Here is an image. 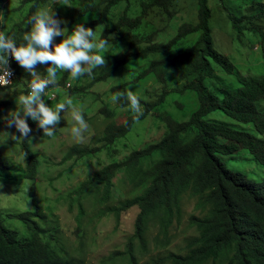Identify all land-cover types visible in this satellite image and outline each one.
<instances>
[{
  "label": "trees",
  "instance_id": "trees-1",
  "mask_svg": "<svg viewBox=\"0 0 264 264\" xmlns=\"http://www.w3.org/2000/svg\"><path fill=\"white\" fill-rule=\"evenodd\" d=\"M227 10L228 19L238 33L241 41L262 44L264 57V0H255L247 6L239 5L237 10L228 5L230 0H220ZM51 0H22L21 7L30 4L25 12L22 26L29 30L32 14L37 8ZM178 0H72L73 12L61 14V8L54 5L56 18L60 26L69 32L77 23L91 27L98 39L107 40L118 47L126 41L125 55L106 61L104 66H97V75L86 86H80L82 76L73 79L71 87L66 88L70 73L57 70V100L61 96L87 93L96 83L113 80L120 73L123 65L137 59L148 65L131 81L122 79L113 92L127 90L139 82L154 78L160 89L152 98L140 99L143 115L134 120V112L127 114L122 124L111 122L101 134L102 148H110L119 141H128V136L137 123L143 122L152 113L163 116L168 132L161 140L149 143L141 149H134L123 160H114L93 176L82 182L76 190L74 199L79 201V214L83 215L81 198L89 194L100 195L105 203L110 198L113 179L119 172H126L129 180L141 187L133 197L123 200L119 205L104 208L103 212L112 211L119 219L121 213L135 206L140 207L136 220V232L131 237L127 251L114 252L107 260L115 264L119 258L128 259L130 264H138L136 243L148 249L147 235L152 221H158L163 247L172 241L170 228L176 218L181 219L184 196L189 193L197 198L200 214L191 216L190 225L197 234L186 243L185 254L169 252L153 257L150 264H264V179L253 180L240 170L231 169L225 155H232L246 149L257 162L264 167V138L250 132L238 130L232 125L208 120L207 117L223 111L231 118L252 123L258 132L264 135V73L247 76L240 73L230 56L216 48L212 19L215 16L211 0H192V10L184 20L177 9ZM234 2V1H233ZM161 15L163 26L148 33L146 27L152 15ZM167 16V18L164 17ZM19 23V22H18ZM17 23V24H18ZM15 25V24H14ZM12 25L3 27V31L17 42H23L22 29L13 30ZM171 29L168 36L161 33ZM1 30V28H0ZM12 31V32H11ZM11 32V33H10ZM199 35L194 43L187 39ZM113 35V36H112ZM253 39L255 43H253ZM252 46V45H251ZM181 49L177 54L174 51ZM159 55L158 59L150 58ZM219 66L228 74L238 76L240 88L226 87L223 95L211 91L208 81L216 76ZM9 66L17 77L9 86H0V91L17 88L19 64L12 59ZM43 76H46L45 69ZM29 83V82H28ZM15 90L10 99L1 102V106L12 103L21 93H26L27 85ZM176 85V87H174ZM127 87V88H126ZM64 90H67L64 93ZM59 91L62 95H59ZM195 92L199 98V109L184 122L176 121L172 116L159 111L171 93L186 94ZM119 106H129L121 99ZM101 113L113 118L118 113L106 105ZM28 124L32 126L31 118ZM31 134V133H30ZM31 137V135H30ZM100 148L73 146L63 160L81 158L99 151ZM21 151L26 161L25 177L35 180L39 168V156L31 147V140L22 138ZM158 157L148 168H144L145 159ZM10 159L0 150V173L11 169ZM32 209L21 213H0V264H86L84 259L69 253L66 246L56 236L58 230L51 231L48 216L42 208L35 187L29 193ZM11 220L21 223L26 236L10 227ZM48 229V230H47ZM28 234V235H27Z\"/></svg>",
  "mask_w": 264,
  "mask_h": 264
},
{
  "label": "rangeland",
  "instance_id": "rangeland-1",
  "mask_svg": "<svg viewBox=\"0 0 264 264\" xmlns=\"http://www.w3.org/2000/svg\"><path fill=\"white\" fill-rule=\"evenodd\" d=\"M191 1L178 0L177 2V9L180 10L184 20L188 19V13L192 10ZM253 1L255 0H230L228 5L237 10L239 5L245 7ZM21 5H23L22 0H6L3 2L0 8V32H4L3 27L6 28L9 25H12V31L20 30L22 27H20L21 21H23L25 12L30 7L28 3L24 7H21ZM54 5L60 6L61 14H65L66 11L73 12L74 10L72 0H51L50 3L37 8V11L42 8L51 11ZM211 6L215 11L212 27L216 48L230 56L243 75L258 76L263 74L262 44L253 45L248 40L241 41L239 39L238 33L232 27V22L228 19V12L220 0H211ZM164 17L167 18L166 15ZM149 21L154 25L149 24V27L145 28L148 33L151 29L157 31L159 27L164 25L161 22V15L153 14ZM22 29L25 32L26 26L24 25ZM170 32L171 29L168 28L161 34L166 37ZM198 37L197 34L191 35L187 39V44L194 43ZM62 38V36L56 37L55 42L59 43ZM252 42L255 43V40L253 39ZM126 45L123 42L115 47L108 42L105 49L99 54L104 56L106 61L114 60L116 57L121 58L125 54ZM150 57L158 59L159 55H151ZM147 65L148 62L142 59L131 62L126 65V68L120 69V73L115 75L113 80L96 83L87 93H77L72 97H68L67 95L61 96L62 92L59 91L60 99L45 100V103L55 108L56 104L64 101L65 98H71L73 106L84 116L88 127L83 132L82 139L75 138L71 133V128L75 122L71 118L70 110L62 111L61 120L55 129V135L47 137L43 136L42 129H39L37 123L32 120L31 147L39 156V168L35 180H29L25 177L26 161L21 151L22 137L16 140L10 137L7 138V132L14 133L16 136L20 134L14 127L8 128L6 123L0 120V150L10 159V164H12L8 172L0 173V213H21L31 210L32 203L29 193L32 186H34L37 198L48 216V223L52 226L51 231L58 230L56 236L63 242L69 253L83 258L86 264H113L107 260L111 254L127 251L129 241L136 232V220L140 207L135 206L122 212L119 219L114 212L104 213L103 210L106 205L107 207L119 205L123 200L138 194L141 187L132 183L126 172H119L113 179L114 184L107 202L102 203L100 195L95 196L94 194L81 198L83 215L79 214L80 203L74 199V196L77 195L75 192L80 188L82 182L93 176L96 171L114 160H123L136 148L141 149L149 143L161 140L168 132V126L166 121H163V116L152 113L148 119L137 123L134 130L128 135L132 134L128 141H119L110 148H102L100 142L101 134L107 124L113 121L122 124L126 120L127 114L132 112L129 106L121 107L118 105V101L112 102V95L121 92H113L112 88L119 85L122 79L131 81L132 76L138 75ZM214 66L217 67L216 76L208 81L211 91L222 96L223 89L226 87L233 89L241 87L242 84L237 75L228 74L219 66ZM45 68V65L37 66V71L40 72L41 76ZM97 72L98 70H95L91 76L87 73L82 75L79 85L83 87L89 84L97 75ZM18 78L20 81L17 88L0 91V117L7 116L11 110L16 108V99L6 106H1V102L10 99L15 90H21L31 79L23 68H21ZM69 82L73 84L74 80L70 78ZM155 87L160 89L154 78H149L126 88L133 91L140 99L146 97L151 98L152 101V95L154 97L156 94ZM66 91L64 90V93ZM106 105L109 109L118 112L116 116L108 118L101 113ZM140 106L143 109V106ZM199 107V98L195 92L186 94L171 93L164 105L159 107V111L172 116L178 122H184ZM207 119L225 122L238 130L247 131L257 137L264 138V135L258 132L254 124L239 122L223 111H216L210 114ZM73 146L95 147L100 148V150L81 158L63 160L66 153ZM157 159V156L145 159V166H149ZM224 159L231 169L243 171L248 178L257 181L264 179V167L257 162L250 151L242 149L235 154L225 155ZM193 214H200L197 207V198L187 193L183 198L181 219L176 218L171 226L170 235L173 239L165 248L163 247L162 236L157 239V235L160 234V225L158 221H152L147 235L148 249L144 250L140 246V242L137 241L136 243L138 264H150L153 257L169 252L185 254L188 251L186 248L187 240L198 233L196 228L190 225V218ZM11 222L13 223H10V227L18 229L21 236H26L24 234L25 228L21 223L16 220H11ZM115 264L130 263L128 259H122V256H119Z\"/></svg>",
  "mask_w": 264,
  "mask_h": 264
},
{
  "label": "clouds",
  "instance_id": "clouds-1",
  "mask_svg": "<svg viewBox=\"0 0 264 264\" xmlns=\"http://www.w3.org/2000/svg\"><path fill=\"white\" fill-rule=\"evenodd\" d=\"M5 1L0 0V8ZM28 24L30 25L29 30L25 32L23 42L19 44L8 34L0 32V71L4 73L3 77H0V81L9 80L7 78L12 75L9 69L11 58L31 77L26 93H21L16 97L15 110H11L7 116L0 117V120H3L8 128L14 127L20 134L16 136L14 133L7 132V138L16 140L22 137L31 140L32 129L28 124V118L37 123V127L43 131V136L52 137L61 120V112L70 110L71 118L75 122L71 133L75 138L82 139V134L88 126L84 116L73 106V100L65 98L64 101L56 104L55 108H52L45 103L46 99H51V97L48 99L44 96L45 90L49 86H53L54 92L57 94V90L60 88L56 86L58 69L70 73L71 79H76L85 73L91 76L95 67L104 66L105 57L99 53L105 49L107 40L98 39L96 32L83 23H77L69 32L67 28L60 26L61 21L56 18L54 11H49L47 8L34 12ZM61 36L63 38L59 43H56V37ZM181 51L178 49L173 53L177 54ZM38 65L46 66V76L42 77L37 71ZM123 68H126V65H123L121 69ZM67 83H70L71 87V82ZM111 99L114 103L121 99L125 100L130 110L136 114L133 117L134 120L138 121L143 115L140 97L133 91L117 92L112 95ZM144 167L148 166L144 165Z\"/></svg>",
  "mask_w": 264,
  "mask_h": 264
},
{
  "label": "built area",
  "instance_id": "built-area-1",
  "mask_svg": "<svg viewBox=\"0 0 264 264\" xmlns=\"http://www.w3.org/2000/svg\"><path fill=\"white\" fill-rule=\"evenodd\" d=\"M9 69H10L12 75H11L10 77L7 78V79H9V80H6V81H0V85H1V86H7V85H11V84H13L15 78L17 77L16 72H15L12 68H10V67H9ZM3 75H4V73H3L2 71H0V77H3ZM68 87H70V83H67V88H68ZM44 96L48 97V99H49V97H51L50 100H55V99L57 98V94L54 92V88H53V86H49V87L45 90V94H44Z\"/></svg>",
  "mask_w": 264,
  "mask_h": 264
}]
</instances>
